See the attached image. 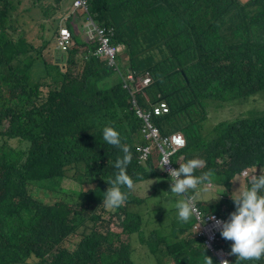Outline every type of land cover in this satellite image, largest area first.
<instances>
[{"label": "trees", "instance_id": "trees-1", "mask_svg": "<svg viewBox=\"0 0 264 264\" xmlns=\"http://www.w3.org/2000/svg\"><path fill=\"white\" fill-rule=\"evenodd\" d=\"M72 12V0H0V264H134V243L149 239L162 254L160 264L167 258V264H191L206 252L194 235L195 219L165 240L148 233L150 200L164 195L169 207L158 208L167 215V208L177 211V201L167 196L171 177L159 170L162 152L153 142L152 156L141 162L146 121L137 114L168 103L170 113L153 124L164 139L186 138L187 148L173 160L203 159L194 174L211 171L213 184L225 191L235 193L244 170L259 175L264 0H89V14L113 31L111 46L124 47L113 65L96 58L97 41L83 45L78 38L67 58L51 49L64 17L87 14ZM149 74L151 88L135 93L127 81L124 88L128 75ZM114 78L119 81L102 89ZM219 114L221 122L209 127ZM105 126L120 133L132 157L127 174L134 188H122L127 200L115 209L102 199L124 153L103 140ZM64 182L76 188H63ZM189 194L204 214L226 220L234 211L226 194L215 201L216 194L209 200ZM216 238V251L234 263L264 264V257L237 261L232 242Z\"/></svg>", "mask_w": 264, "mask_h": 264}, {"label": "clouds", "instance_id": "clouds-1", "mask_svg": "<svg viewBox=\"0 0 264 264\" xmlns=\"http://www.w3.org/2000/svg\"><path fill=\"white\" fill-rule=\"evenodd\" d=\"M79 1H84L87 8L77 7L76 4ZM73 10L83 9L87 11L83 17H78L75 21L73 27H70L68 21L72 17H64L62 20V28L60 34L58 35V48L57 51L61 53L64 57H68V54L77 47L78 38L81 39V43L87 39H92L89 42H99L100 47L96 51V58L106 60L110 64H114L117 61V56H121L124 51L123 46H118L112 49L118 50L116 57L113 62L108 57H103L99 55L101 49V42L96 36V32L91 34L93 25L98 26L100 29L110 30L106 27H102L97 21V19L91 16L88 12L89 0H72ZM43 20L42 22H46ZM49 24V21L46 22ZM74 28V30L70 29ZM47 33V32H45ZM93 35L95 36L93 38ZM113 37L111 38V40ZM123 60V59H121ZM123 64H119L115 70H120ZM124 88H128L125 81L130 83H135V93L149 89L153 85L152 75H147L145 78H135L133 75H128L122 79ZM171 111L168 103L163 102L154 111L150 112H138V116L146 121V125L142 131V140L146 143L145 146H138V152L141 154V162H146L150 159L153 154V147L162 152L160 159L161 170L166 168V173L169 174L170 181V192H167L169 196L182 197L176 204L177 215L181 221H188L192 216L194 220V235L203 241L205 251L212 255H215V264H236L232 261V258L226 256L225 261H220L217 258L216 253H222L216 251L217 245L220 241L217 240L216 236L220 234L221 238L226 241H231L230 251L232 255L237 257V261H253L260 260L264 257V168L260 169L259 175H252L249 178L250 186L245 190L238 191L231 195V200L234 205V211L231 212L226 220H223L216 214H204L198 207L197 201L193 199L194 197L190 195V190L192 192H207L211 187H213L214 173L211 171H206L200 175H195L194 172L197 168H202L205 166V161L200 158L188 157L190 159L186 160L184 163L183 157L178 160V163L173 160L179 152H182L187 148L188 143L182 133L173 136L169 139H164L161 135V131L156 127L153 122L155 116H162L169 114ZM157 130L159 133L158 140H152L150 138L151 132ZM103 140L112 146H116L122 150L124 153L122 158H118L115 161L116 173L114 178L110 181L111 187L107 188V191L103 194L102 204L109 209H115L123 205L128 196V191H122V188L127 190H132L134 188V180L127 174L128 165L131 163V154L127 146L122 144L120 133L112 126H105L102 129ZM184 140V144L179 145V139ZM164 141L162 145H156ZM153 142V147L147 146L149 143ZM163 146L169 147V150ZM161 147L165 148L162 151ZM179 165V167H178ZM247 171L244 170L243 175H247ZM241 182V181H240ZM225 192L217 193L214 200L218 199L220 195ZM234 194L235 197H234ZM201 200V199H198ZM198 215L201 216V220L198 219ZM213 215L218 216L217 220ZM213 220L220 227L219 232L215 233L213 249L211 250L208 246V231L205 230V219ZM221 220V221H220ZM187 227V226H186ZM188 228V227H187ZM160 234L159 232H155ZM214 237V235H213ZM138 241V239H137ZM139 242V241H138ZM213 242V241H210ZM206 257V256H205ZM207 258V257H206ZM209 259V258H207ZM211 260V259H209ZM212 261V260H211Z\"/></svg>", "mask_w": 264, "mask_h": 264}, {"label": "rangeland", "instance_id": "rangeland-1", "mask_svg": "<svg viewBox=\"0 0 264 264\" xmlns=\"http://www.w3.org/2000/svg\"><path fill=\"white\" fill-rule=\"evenodd\" d=\"M240 1L243 2L244 4H247L250 2V0H240ZM73 12H74V10H73ZM77 20H78L77 16L72 17L68 21L69 26L73 27L75 21H77ZM97 24L99 25V23H97ZM31 26L33 27V25H31ZM34 33H37V28L32 29L31 34H34ZM30 38H31V36H30ZM28 39H29V37H28ZM91 40L92 39H87V40L83 41V45H84V43L91 41ZM57 48H58V37H55V38H53L51 49L55 50ZM39 70L43 73L44 67L41 66L39 68ZM118 81H119L118 79L114 78L113 81H111L109 83H102V86H103L102 89L108 88L111 84H115ZM241 113H244V112H241ZM209 114H211V112ZM217 117L219 119H217V120L214 119V121H209V127H213V124L214 125L217 124L218 121L221 122V118H224V117H221L220 114L217 115ZM159 170L161 172H165L166 168L164 166L163 170H161V168H159ZM161 172H159V173L162 175ZM247 175H243V178L240 182V185L236 187L235 192L238 191L239 187H240V191H243L246 189L247 184L250 185L249 184L250 176L248 175L249 176L248 177ZM158 182H161L160 184H162V183L166 184L163 180H158ZM166 186H168L170 188L169 185H166ZM234 186H235V184H234ZM62 187L63 188H66V187L76 188L75 184L72 182H64ZM223 189H224V187L219 186L217 183H214L213 187H211L207 192H197L198 194H197L196 198L197 199L205 198V199L209 200L212 198V195H215L217 193H222ZM169 192H170V189H169ZM200 193H202L201 196H200ZM225 194H226V197H231L233 192L231 189H228L219 197H224ZM167 196H169V194H167ZM147 197H149V195ZM174 197H175V200L177 202L182 199V197H176V196H174ZM150 201H152L153 208L150 209V217H151L152 223L148 229V233L159 232L160 234L158 236V241L165 240L168 237H170L171 235H175L177 233L178 229H180V230H188L189 229V228L183 227V226L193 225V216L188 221L185 222V221H181L179 219V217L177 215V211L173 212L171 209L167 208L168 215L162 214V211H160L158 208L159 205L164 204V205L169 207V205H167V203H166V199H165L164 195L163 196H156V197L152 198ZM175 204H177V203H175ZM155 205H157V209H156ZM210 205H211V202H208L207 206H210ZM160 220H162V221H160ZM148 221H149V218H148ZM178 222L180 223L181 226L178 225ZM115 225H116L115 227L117 228L118 222L115 221ZM189 234H190V232L188 231V232H186V234L184 236H187ZM194 245H196V247L199 248L201 252H203V250L201 249V245L199 243H194ZM154 246H155V242L151 239L147 240V242H145V243L135 242L134 243L135 252L132 255V259H133L134 264H160V258L162 257V254L157 255L155 252H153ZM205 256L207 258L211 259L212 261L207 259ZM163 262L165 264H167L170 262V260L167 258V259H164ZM191 264H215V255H212L206 251L205 253H201L199 258H193L191 260Z\"/></svg>", "mask_w": 264, "mask_h": 264}, {"label": "built area", "instance_id": "built-area-1", "mask_svg": "<svg viewBox=\"0 0 264 264\" xmlns=\"http://www.w3.org/2000/svg\"><path fill=\"white\" fill-rule=\"evenodd\" d=\"M77 7H84V8H87V5L84 1H79L77 4H76ZM96 32V36L98 37L99 41L101 42V49L99 51V55L100 56H103V57H108L110 58V60L113 62L114 58L116 57V54L118 53V50L116 49H112L110 47V41H111V38L113 37V31L112 30H106V29H100L98 26H95L93 25V28L91 30V34H94ZM95 36L93 35V38ZM158 137H159V133L157 130H153L151 132V135H150V138L152 140H158ZM180 143L179 145H182L184 144V140L182 138L179 139ZM162 151L165 150V148L161 147ZM217 220L218 219V216L216 215H213ZM198 219L201 220V216L198 215ZM221 221V220H220ZM205 225L206 228L205 230L208 231V234L210 235L209 238H208V246L209 248L212 250L213 249V244L215 243L214 242V238H215V233L219 232L220 230V227L215 223V221L213 220H209V219H205ZM214 235V237H213ZM210 241H213V242H210ZM216 256L218 259H220L221 263L222 261H225L226 260V256L222 253H216ZM227 261V260H226Z\"/></svg>", "mask_w": 264, "mask_h": 264}]
</instances>
